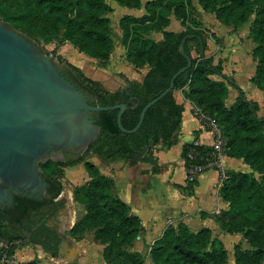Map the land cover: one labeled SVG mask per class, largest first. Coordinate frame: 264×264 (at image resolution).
<instances>
[{
	"label": "trees",
	"instance_id": "16d2710c",
	"mask_svg": "<svg viewBox=\"0 0 264 264\" xmlns=\"http://www.w3.org/2000/svg\"><path fill=\"white\" fill-rule=\"evenodd\" d=\"M115 1L130 8H144L141 16H121L119 28L126 60L135 68L147 66L148 70L142 82L124 77L123 87L108 91L85 76L78 66L60 56L59 60L71 77L93 94L94 104L107 106L123 102L126 107L121 115V124L125 129H132L138 122L142 107L168 85L170 77L179 68L187 65V59L179 50L180 41L187 34H194L184 41V52L190 57L191 64L174 79L173 88L146 110L136 131L120 130L118 109L93 113L101 130L84 155L65 160L47 159L39 164L49 183L50 195L42 202L15 195L11 209L0 208V259L12 256L18 249V242L40 245L51 257L58 256L63 237L46 223L61 207L59 197L63 186L57 171L79 163H83L88 180L74 189V199L85 204V215L96 221L93 224L96 232L107 233L109 230L121 246H132L143 230L141 219L114 194L113 179L102 174L88 160V154L93 153L107 162L123 160L129 165L138 161H154V146L170 147L176 142L184 106L176 102L173 92L184 87V96L193 104V113L198 117L202 113L215 120L224 154L241 159L252 170H226L227 177L220 187V195L228 206L222 210V217L248 220L254 225L264 213V115H257L258 102L247 99L243 90L224 74L222 59L214 62L213 56L201 54L199 37L205 51L207 36L200 30L185 26L186 11H195L193 1ZM197 2L204 11L214 14L222 25L239 28L249 24L248 37L255 44L251 55L256 61L251 81L257 88L264 89V0ZM111 12L112 7L106 0H0V17L9 26L35 34L46 44L56 37L61 43L68 41L103 64L113 49V30L108 16ZM171 15L180 22L183 30L165 29ZM152 31H160L162 39L149 37ZM211 37H215L214 32H211ZM193 42H196L195 48ZM228 84L238 90V96L229 106L225 103ZM200 120L203 124L208 122L203 117ZM213 136L216 138L215 133ZM190 152L193 154L191 158L188 157ZM215 156L213 145H194L190 142L183 144L181 151L186 170L191 164H207ZM254 171L260 174V178L254 176ZM80 221H75L71 233L78 231ZM22 227L29 235L22 231ZM252 244L255 246L253 263L264 264V247L257 238H253ZM127 255L131 257V264H142V260L133 259L140 256L137 252ZM149 256L152 264H224L225 252L222 243L211 237L210 228L203 227L194 232L185 223L179 222L176 226L167 225L150 244Z\"/></svg>",
	"mask_w": 264,
	"mask_h": 264
},
{
	"label": "crops",
	"instance_id": "0c3cea01",
	"mask_svg": "<svg viewBox=\"0 0 264 264\" xmlns=\"http://www.w3.org/2000/svg\"><path fill=\"white\" fill-rule=\"evenodd\" d=\"M192 1L196 12L197 7L201 6L197 2L198 0H196L197 5L194 0ZM135 9L138 11L134 16H141L145 12L143 7ZM197 14L196 17L201 24L203 23L202 26L207 28L210 33H215V37L207 39V49L204 54L213 56L214 62L222 59L224 74L229 76L231 81L235 80L237 86L243 91V85L237 82L234 77L238 69L243 72L245 78L249 81L246 85L251 87L252 83L255 86L251 81L256 67V61L253 60L251 55V50L255 44L248 37L249 26L243 25L239 28L225 26L217 22L216 18L206 24V21L201 17L202 14L200 12H197ZM121 16L123 15L120 14L115 18L114 23L118 21V26ZM173 18L176 19L174 15H171L170 23L165 29L183 30L179 22L174 24ZM119 33L120 35L116 37L112 35L113 49L109 59L104 64L97 58L79 51L68 41L59 45L56 54L78 66L85 76L98 82L108 91H115L123 87L125 85L124 77L132 81L142 82L148 67L135 68L126 60V49L121 43V30H119ZM148 36L156 40L162 39L160 31H152ZM67 43L72 46L67 45ZM68 47H72L71 51L74 57L71 60H68L63 53V50ZM73 47L77 49V53H75L76 50ZM79 52L82 54H79ZM86 56L95 60H88ZM184 90H186V87L175 89L173 92L176 102L184 106L176 142L170 147L161 144L154 146V161H138L133 165H129L123 160L107 162L95 154V157L90 160L99 168L102 174L113 179L114 194L127 203L131 211L141 219L143 230L134 241L137 244L140 241L142 243L150 241V244H152L162 234L167 225H175L178 222L185 223L194 232L203 227L212 229L216 224L217 214L228 206V203L220 195L221 186H218L219 169L209 168L200 174L194 182L187 180V170L181 157L183 144L196 139L199 144L210 146L214 144V136L211 126L208 123L203 124L200 120L201 114V117H198L193 113V104L185 98ZM237 96L238 90L233 86L231 88L228 84L226 105H231ZM257 102L259 104L257 115L263 116L264 100ZM196 111L199 112L197 109ZM96 160L99 162H96ZM101 163L104 167L101 166ZM221 168L225 172L229 169L249 171V167L241 159L229 157L226 154L222 158ZM60 248L59 246V252ZM148 262L152 264L150 256Z\"/></svg>",
	"mask_w": 264,
	"mask_h": 264
},
{
	"label": "water",
	"instance_id": "95a60500",
	"mask_svg": "<svg viewBox=\"0 0 264 264\" xmlns=\"http://www.w3.org/2000/svg\"><path fill=\"white\" fill-rule=\"evenodd\" d=\"M193 36L185 35L179 44L187 65L179 68L168 85L142 107L137 124L128 130L121 124L126 107L123 102L94 104L93 94L66 78L54 57L47 56L0 18V207L11 203L12 191L42 194L46 182L39 164L47 159L60 160V152L54 150L85 153L101 130L93 113L118 109L120 130L136 131L146 110L169 92L174 79L190 66L184 41ZM199 42L203 55L200 37Z\"/></svg>",
	"mask_w": 264,
	"mask_h": 264
},
{
	"label": "rangeland",
	"instance_id": "374dc122",
	"mask_svg": "<svg viewBox=\"0 0 264 264\" xmlns=\"http://www.w3.org/2000/svg\"><path fill=\"white\" fill-rule=\"evenodd\" d=\"M106 1L110 6L114 4V6H112L114 9L112 8L113 11L109 13L108 16L111 20L113 36L116 37L120 35V29L117 25L118 21L117 23H114L115 18L120 16V14L136 15L138 10L135 8L122 6L115 0ZM194 1L197 5L196 0ZM197 8L198 9H196V12H193L192 9L186 11L185 19L187 22H185V26L191 29L195 28L200 30L205 36H207L208 39H211L210 31L202 26L203 23H199L196 15L198 16L197 12H200V14H202V19H204L207 24V22L211 21L213 18L215 19V17H212L214 14L206 11L203 12L201 7ZM1 20L5 22L2 18ZM215 20L217 21V19ZM173 22L174 24H178L179 21L173 18ZM200 26H202V29ZM244 26L247 27L249 24L247 23ZM15 30L26 35L34 42L36 47L44 52L47 56L49 55L54 57L59 66H64L59 60L60 56H57L56 54V50L61 44V41L58 37L53 38V40L50 42L51 44H46L41 37L28 33L24 29L16 28ZM67 45L70 44L67 43ZM192 45L195 48L196 42H193ZM71 48L68 47L63 50V53L68 60H71L72 57H74ZM75 50V53H77V49ZM79 54L82 53L79 52ZM86 57L88 60H95L91 57ZM234 77L237 82L243 85V92L247 99L256 101L264 100V90L256 88L252 83L251 87L250 85H246L248 80L245 78L243 72H240L238 69V72H236ZM226 81L229 82V80ZM230 87L232 88L231 84ZM207 123L210 125L209 121ZM79 153L80 150H77L76 154L78 155ZM77 155L73 156V158L84 155V153L79 154L78 156ZM94 157L95 155L93 153L88 154V160H91ZM62 159L63 158L60 160ZM96 162L99 161L96 160ZM101 164V166L104 167L103 163ZM249 171L252 170L249 169ZM253 173L256 178H260V174L258 172L254 171ZM57 175L60 178L61 184L63 186L62 193L59 197L61 207L58 209L56 214L49 219L48 223L63 237L58 256L51 257L49 254L44 253L39 246L18 242V249L15 251V253L9 257L3 256L0 259V264H26L27 262H31L33 264H131V257L127 255V253L131 252H137L140 255L139 257L134 256V261L138 258L142 260V264H149L148 260L150 241H144V243L140 241L138 244L134 242L132 246H121L119 241H116L114 238H112V233H110L111 231L108 230L107 233L96 232L93 227V224L96 221H92L89 216L85 215L87 212L85 204L79 203L74 199V189L85 184L88 180L83 163H79V165H74L70 168H59ZM226 177L227 176L225 172L224 179H226ZM77 220H81L80 228L78 231L71 233V227ZM97 221L99 222V220ZM178 223H176L174 226H176ZM211 237L213 239L219 240L222 243L225 252L224 264H254L253 252L255 250V246L252 244V240L253 238H257L259 243L264 247V213L260 216L258 222L253 225L248 220L244 222L238 218L227 219L222 217L221 211L217 214L216 224L211 229Z\"/></svg>",
	"mask_w": 264,
	"mask_h": 264
},
{
	"label": "built area",
	"instance_id": "2783aa9c",
	"mask_svg": "<svg viewBox=\"0 0 264 264\" xmlns=\"http://www.w3.org/2000/svg\"><path fill=\"white\" fill-rule=\"evenodd\" d=\"M198 110V109H197ZM199 111V110H198ZM201 116L203 118H206L207 121H209L212 133L216 134V138H214V144L213 147L216 151L215 159L212 161H209L207 164H191L189 166V169L187 170V180L189 182H194L200 174H202L206 169L217 167L220 171V178L218 182V186L220 187L222 185V182L225 178V171L221 168L222 167V158L225 155L222 149V138L220 136V132L216 126V122L214 119L204 116V114L201 113ZM192 143L194 145H200L198 140H193ZM193 154L190 152L188 153V157L191 158Z\"/></svg>",
	"mask_w": 264,
	"mask_h": 264
},
{
	"label": "flooded vegetation",
	"instance_id": "af4514ba",
	"mask_svg": "<svg viewBox=\"0 0 264 264\" xmlns=\"http://www.w3.org/2000/svg\"><path fill=\"white\" fill-rule=\"evenodd\" d=\"M61 71L63 73V75L68 78L69 80H72L74 81L75 83H77L74 78L71 77V75L67 72V70L61 66ZM78 84V83H77ZM79 85V84H78ZM80 86V85H79ZM76 149H68V150H54L53 153H57V152H60L61 154V158H63L62 160H65V159H69V158H73V156L77 155L76 154ZM79 155V154H78ZM77 155V156H78ZM44 181L46 182V185L43 187V192L42 194L38 195V194H26V193H21V192H15V191H12V201L10 204H7L5 205L3 208L0 207L2 210L3 209H11L13 207V202H14V196L15 195H22L24 197H27V198H31L33 200H37L39 202H42L45 198L49 197L50 195V189H49V183L46 181V179L44 178ZM52 218V217H51ZM50 219V218H49ZM49 219L47 220V225L49 227H51L48 223ZM52 228V227H51ZM22 231L26 234V235H29V233L26 231V229L24 227L21 228ZM54 229V228H52ZM57 233L58 231L56 229H54Z\"/></svg>",
	"mask_w": 264,
	"mask_h": 264
}]
</instances>
